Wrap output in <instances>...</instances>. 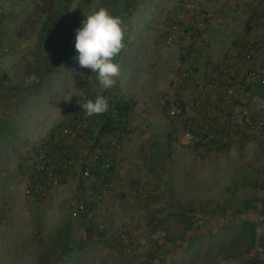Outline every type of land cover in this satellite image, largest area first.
<instances>
[{"label":"rangeland","instance_id":"obj_1","mask_svg":"<svg viewBox=\"0 0 264 264\" xmlns=\"http://www.w3.org/2000/svg\"><path fill=\"white\" fill-rule=\"evenodd\" d=\"M191 1L187 24L178 0H0V264H264V76L247 70L260 79L247 86L222 63L215 68L220 49L207 62L202 19L226 0ZM240 5L236 25L264 35V0ZM101 7L124 30L107 90L74 59V30ZM171 23L182 34L168 45ZM237 39L223 41L225 53ZM261 40L253 33L231 46L229 55L240 53L231 69L264 58ZM194 54L210 63L199 64L197 82ZM31 74L37 81L26 88ZM252 84L261 90L242 108ZM90 91L126 103L116 130L98 138L102 120L91 119L88 139L71 141L72 173L37 201L26 173L33 149ZM209 135L216 144L205 149Z\"/></svg>","mask_w":264,"mask_h":264},{"label":"built area","instance_id":"obj_2","mask_svg":"<svg viewBox=\"0 0 264 264\" xmlns=\"http://www.w3.org/2000/svg\"><path fill=\"white\" fill-rule=\"evenodd\" d=\"M191 0H185L183 8L184 10L191 11L195 13V7ZM179 27L173 23L167 27L166 33L162 36L164 42L168 45L174 44L176 42V35L178 33L182 34V31H179ZM192 37L194 39L201 37L199 36V31H193ZM197 36V37H196ZM244 58L251 60L252 51L245 50ZM187 76L186 74L183 76ZM242 82L249 84V82H260L259 74L255 70H250L244 78H241ZM232 90H229L231 93ZM97 94L92 95L90 91L89 94H84L81 98L87 97L89 99H94ZM125 102H118L111 100L108 102V110L111 117L116 118V111L119 105ZM173 110L171 115H173ZM97 115L88 116L81 108H78L76 115L69 119V122L66 126H61L51 130L44 141L36 145L31 154V159L29 165L26 168V173L29 177V191L37 201H42L53 189L59 187L61 180L68 179V176L72 173L78 159V152L76 148L73 147L72 140L80 139L81 141H86L88 139L89 130H90V120L96 117ZM210 136V137H209ZM202 139L201 144L205 149L207 145L214 146L216 144L215 139H211V135ZM97 157H93V162H96ZM111 163L107 162L106 164H101V168L105 171L110 167ZM86 168L89 170V164H86ZM85 170L84 175L87 176L89 171ZM79 210H82V206L78 207ZM73 216L76 215L74 211Z\"/></svg>","mask_w":264,"mask_h":264},{"label":"clouds","instance_id":"obj_3","mask_svg":"<svg viewBox=\"0 0 264 264\" xmlns=\"http://www.w3.org/2000/svg\"><path fill=\"white\" fill-rule=\"evenodd\" d=\"M74 57L80 68L91 69L98 86L102 90L110 89L119 75V64L114 58L123 47L124 30L119 17L111 15L107 9L99 8L80 21V26L74 30ZM37 81V76L31 74L24 81L27 88ZM81 111L88 116L99 115L108 110V98L97 95L94 99L79 98Z\"/></svg>","mask_w":264,"mask_h":264},{"label":"crops","instance_id":"obj_4","mask_svg":"<svg viewBox=\"0 0 264 264\" xmlns=\"http://www.w3.org/2000/svg\"><path fill=\"white\" fill-rule=\"evenodd\" d=\"M179 1V5L178 7H176L175 11L177 12V15H178V20L179 21H186L187 24H190V17L187 18L186 16H184V8L183 6H181V0H178ZM185 1V0H183ZM233 0H226L224 3L221 2L220 4L222 5H218V8L215 6V5H212V7H209L207 9V13H205L206 15V18L202 19V17H198L200 19H202V23H203V31L205 33V45L204 47L202 48V53L205 54V56L209 57V59H207V62H209V60H214L215 58L218 57V52H219V49L220 51L222 52V54L218 57V62L217 64L219 65H216L214 66L215 68L217 67H220L221 66V63H222V66L221 68L223 67H226V70L228 73H230L229 75H234L239 77V78H244V74L247 70L251 69V68H258L260 71H261V74L262 76H264V58H259L258 61H253L252 63H235L234 66L230 67L231 63H234L235 60H234V57H237L238 55H240V53H236L234 54L233 56L232 55H229L230 54V50H232L233 47L231 46H234L235 47V44L236 42L238 44H240L239 42L240 41H244V40H247L251 34L254 33V36L256 38H258L261 42V36H262V39L264 40V35L262 33L261 36L259 34L258 31H256L255 29H250L249 27L247 29H243L238 27L236 24L239 22L240 20V17L243 15L244 11H242L240 8H234L235 6V3H236V6L240 5V3H243V0H235L234 3H232ZM224 6V9H222ZM241 6V5H240ZM239 7V6H238ZM212 8V9H211ZM219 12V13H217ZM224 12V13H223ZM210 13L212 15H214V19H216L215 21H209V19L207 17L211 16L212 18V15H210ZM216 13V14H215ZM227 16V17H226ZM199 19V20H200ZM177 20V21H178ZM198 20V21H199ZM209 25H211V27H209ZM250 26V24H249ZM206 28H208V31H206ZM193 31H199L198 29H194L192 28ZM206 32H210V34L206 33ZM238 37L237 41H233L231 44H229V47H230V50L225 53L226 49H222L223 45L225 44V42L223 41H230V40H234V38ZM239 40V41H238ZM182 44V43H181ZM227 47V45H225ZM256 47H258L259 45L255 44ZM193 46H189L188 48L185 49V51L189 53L193 50L192 49ZM264 50V49H263ZM200 55V54H199ZM263 56H264V53H263ZM191 59H194V62H196V64L194 65V75L196 76L195 77V80L197 82L198 79H200L201 77V69L200 68V65H203L204 66H208L210 63H203L202 62V59L198 58V55L196 56L195 54L191 56L190 60ZM223 59V61H222ZM239 60V59H238ZM186 62V61H185ZM202 62V63H201ZM212 62V61H211ZM188 63V62H186ZM199 67H198V65ZM225 64L229 65V67L225 66ZM250 66V67H245V66ZM218 69V68H217ZM227 74V73H226ZM242 80V79H241ZM254 84L251 85V90H250V95L247 97V103L241 105V102L243 101H239V106H243L242 108H245L247 105H248V108L251 106L252 104V98L254 96V94H256V91L258 90H261V87L257 86L255 87L256 88V91L253 92V88H254ZM254 105V103H253ZM229 108H232L230 105H229ZM251 109V108H250ZM254 110V109H253ZM253 115L256 114V112H251Z\"/></svg>","mask_w":264,"mask_h":264},{"label":"trees","instance_id":"obj_5","mask_svg":"<svg viewBox=\"0 0 264 264\" xmlns=\"http://www.w3.org/2000/svg\"><path fill=\"white\" fill-rule=\"evenodd\" d=\"M123 104L119 105V107L117 108V111H116V115H119L120 117H122V115H123V112H122L123 108L126 107V103H123ZM97 116H99L101 118V120H102V124H101V126L99 128V131H98V134H99L98 138L102 137L106 133H111V132H114L116 130L113 127V125L116 124V122H114V118L111 117L109 112H104V113L99 114ZM117 124H119V123H117ZM103 172H104V170H103ZM108 172H109V170H108ZM96 173H100V171L96 170Z\"/></svg>","mask_w":264,"mask_h":264}]
</instances>
